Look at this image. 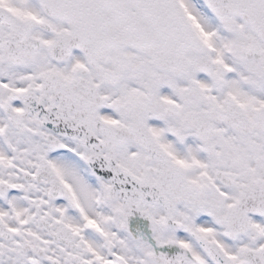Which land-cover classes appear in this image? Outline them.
Wrapping results in <instances>:
<instances>
[{"label":"snow or ice","instance_id":"obj_1","mask_svg":"<svg viewBox=\"0 0 264 264\" xmlns=\"http://www.w3.org/2000/svg\"><path fill=\"white\" fill-rule=\"evenodd\" d=\"M0 264H264V0H0Z\"/></svg>","mask_w":264,"mask_h":264}]
</instances>
